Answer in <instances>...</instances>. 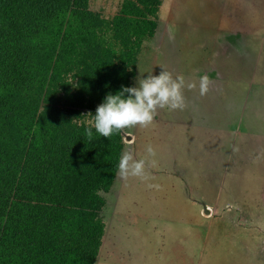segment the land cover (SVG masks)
<instances>
[{
  "label": "rangeland",
  "instance_id": "rangeland-1",
  "mask_svg": "<svg viewBox=\"0 0 264 264\" xmlns=\"http://www.w3.org/2000/svg\"><path fill=\"white\" fill-rule=\"evenodd\" d=\"M122 2L90 4L111 18ZM161 68L197 88L125 130V151L155 164L105 194L96 264H264V0H164L139 79Z\"/></svg>",
  "mask_w": 264,
  "mask_h": 264
},
{
  "label": "trees",
  "instance_id": "trees-1",
  "mask_svg": "<svg viewBox=\"0 0 264 264\" xmlns=\"http://www.w3.org/2000/svg\"><path fill=\"white\" fill-rule=\"evenodd\" d=\"M0 0V264H96L125 129L85 136L107 95L138 86L164 0ZM74 120V121H73Z\"/></svg>",
  "mask_w": 264,
  "mask_h": 264
},
{
  "label": "clouds",
  "instance_id": "clouds-1",
  "mask_svg": "<svg viewBox=\"0 0 264 264\" xmlns=\"http://www.w3.org/2000/svg\"><path fill=\"white\" fill-rule=\"evenodd\" d=\"M158 75H148L140 78L138 86L123 87L122 91L109 94L104 102L97 107L96 115L88 121L85 129L86 138L93 139V128L102 137H110L114 131L139 126L148 128L154 122L159 109L183 110L186 107L184 89L194 90L197 83L187 81L183 75L173 74L163 68ZM211 80L207 75L199 79V94L204 96L208 93ZM74 121V120H73ZM147 156L155 157L156 151L151 146H146ZM154 165L155 161L149 162L147 158L137 159L131 151L126 150L119 161L118 176L121 180L129 178L147 180L146 166ZM149 187H156L149 185Z\"/></svg>",
  "mask_w": 264,
  "mask_h": 264
}]
</instances>
